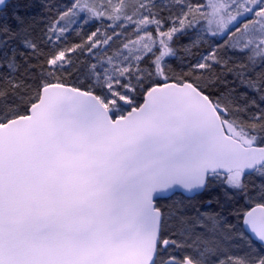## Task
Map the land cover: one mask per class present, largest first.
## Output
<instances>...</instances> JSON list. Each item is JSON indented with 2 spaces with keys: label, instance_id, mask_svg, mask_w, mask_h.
Instances as JSON below:
<instances>
[{
  "label": "snow or ice",
  "instance_id": "6c2138e0",
  "mask_svg": "<svg viewBox=\"0 0 264 264\" xmlns=\"http://www.w3.org/2000/svg\"><path fill=\"white\" fill-rule=\"evenodd\" d=\"M0 264H264V0H0Z\"/></svg>",
  "mask_w": 264,
  "mask_h": 264
},
{
  "label": "trees",
  "instance_id": "16d2710c",
  "mask_svg": "<svg viewBox=\"0 0 264 264\" xmlns=\"http://www.w3.org/2000/svg\"><path fill=\"white\" fill-rule=\"evenodd\" d=\"M13 2H14V0H13ZM194 203L196 202V201H193ZM200 203H202V201H200ZM252 206H254V204L252 205ZM247 210V209H246Z\"/></svg>",
  "mask_w": 264,
  "mask_h": 264
}]
</instances>
